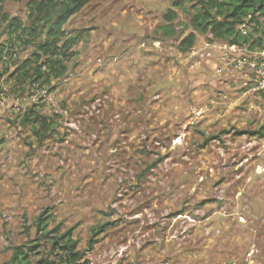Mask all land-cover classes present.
<instances>
[{
    "label": "rangeland",
    "instance_id": "rangeland-1",
    "mask_svg": "<svg viewBox=\"0 0 264 264\" xmlns=\"http://www.w3.org/2000/svg\"><path fill=\"white\" fill-rule=\"evenodd\" d=\"M33 1L0 0V264L16 245L58 260L45 209L82 264H264V136L241 133L264 127V49L195 30L200 0H91L56 75L23 66ZM258 21L240 28L264 45Z\"/></svg>",
    "mask_w": 264,
    "mask_h": 264
},
{
    "label": "trees",
    "instance_id": "trees-1",
    "mask_svg": "<svg viewBox=\"0 0 264 264\" xmlns=\"http://www.w3.org/2000/svg\"><path fill=\"white\" fill-rule=\"evenodd\" d=\"M91 0H34L30 4V17L33 18V26L30 36L33 39L43 35V40L35 44L37 54L34 53L35 60H24L23 66H31L37 62L42 55L45 61L42 62L50 73L56 75L66 72L64 59L71 55V48L80 41V35H66L64 25ZM199 8L191 18V25L196 30L209 33L211 39L219 44L244 46L250 44L261 46L264 49L261 39H253L250 32L242 31L241 26L247 19L259 24L258 16H264V0H200ZM176 17L173 10H168L164 15L169 23L163 28L166 32L172 20ZM8 27L18 29L16 23L9 24ZM40 32H42L40 34ZM264 34V28L261 29ZM195 40L193 32L188 33L178 43L181 52H187L192 47ZM251 46V47H252ZM61 68V69H59ZM56 71H59L57 73ZM37 75L39 70L36 71ZM39 76V75H38ZM33 122L45 123L38 114L33 113ZM264 127L258 131H246L250 135L264 136ZM53 217L47 209L41 211L34 220L36 234L38 238L49 244L51 254L58 256L51 259L49 256L40 257L32 261L31 253L37 244L16 245L11 247V256L7 264H82V252L77 249V240L73 238V227L60 229L57 224L51 228L48 225ZM96 231H94L95 233ZM90 246V242H88ZM26 246V247H25ZM59 250V253L56 250Z\"/></svg>",
    "mask_w": 264,
    "mask_h": 264
},
{
    "label": "crops",
    "instance_id": "crops-1",
    "mask_svg": "<svg viewBox=\"0 0 264 264\" xmlns=\"http://www.w3.org/2000/svg\"><path fill=\"white\" fill-rule=\"evenodd\" d=\"M155 43H157V44H155ZM154 44L157 46L158 45V41H155L154 42ZM150 47H148V49H149ZM141 55V57H142V59L140 58V56H137L138 58H140V60H144V59H147L146 61H150V59H152V58H154L155 60H157L156 58H155V55L153 54V55H151V54H149V52H144L143 54H140ZM154 60V61H155ZM145 61V60H144ZM153 64H154V62H153Z\"/></svg>",
    "mask_w": 264,
    "mask_h": 264
}]
</instances>
